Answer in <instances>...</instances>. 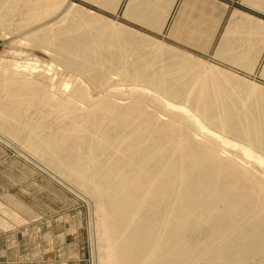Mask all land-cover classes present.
I'll list each match as a JSON object with an SVG mask.
<instances>
[{"label":"bare ground","instance_id":"1","mask_svg":"<svg viewBox=\"0 0 264 264\" xmlns=\"http://www.w3.org/2000/svg\"><path fill=\"white\" fill-rule=\"evenodd\" d=\"M174 1L128 0L123 16L162 24ZM63 4L0 0V29L50 55L0 56V133L92 200L96 263L264 264V170L196 125L264 154V86L76 2L41 24Z\"/></svg>","mask_w":264,"mask_h":264},{"label":"rangeland","instance_id":"2","mask_svg":"<svg viewBox=\"0 0 264 264\" xmlns=\"http://www.w3.org/2000/svg\"><path fill=\"white\" fill-rule=\"evenodd\" d=\"M70 2H76V5L79 4L87 10L96 11L116 23L129 26L138 33L157 38L163 44L174 47L179 52L180 50L184 53L187 51L169 40V36L165 33L162 35L149 34L146 28L124 20L121 12L116 15L109 14L94 6L91 1L65 0L63 7L61 6L51 17L43 19L41 24L46 22H48L46 26L54 23L65 24L61 19L66 13H70V10L63 12V9L68 7ZM15 22L17 25L21 23L19 20ZM37 25L30 28H36ZM27 29L14 31V34L11 30L9 33L8 29H0V32L5 31L7 35L5 38L0 35V56L7 60L18 59L19 61L37 58L44 63H50L48 53L39 48L27 46L26 43L24 45L23 40L19 41V38L22 39L24 35H27L23 34ZM187 53L208 61L199 54L190 51ZM57 70L60 73L57 75L58 79L68 78V74L60 67ZM238 76L264 86V83L254 75L238 74ZM122 92L125 93L126 90ZM91 93L94 97L97 96L96 91ZM196 125L201 132L210 135L234 154L241 155L246 160L252 161L260 170H264V154L257 149L211 129L203 121H197ZM1 134L0 264H97L92 224L94 220L92 200L76 185L61 179L55 171L53 172L57 175L51 172L40 159L24 146L21 147V143L15 140L14 142L7 141L5 139L7 135L2 134L5 136L3 137ZM25 208L27 211L23 210Z\"/></svg>","mask_w":264,"mask_h":264},{"label":"crops","instance_id":"3","mask_svg":"<svg viewBox=\"0 0 264 264\" xmlns=\"http://www.w3.org/2000/svg\"><path fill=\"white\" fill-rule=\"evenodd\" d=\"M83 1L90 2L89 0L88 1L83 0ZM127 1L128 0L126 1L121 0V2L119 3L115 11H111L110 9H107L105 7L104 8L99 7L95 3H93V5L112 15H116L117 13L121 12V17L124 20L146 28L149 34L162 35L163 33H165L168 36L170 35L168 39L172 40L175 44H178L179 46H181L184 50L199 54L200 56L205 57L208 61L214 63L215 65L220 66L225 69L232 70L233 72L237 74H241L245 76L254 75L256 78L260 79V82L264 83V78H262L264 77L263 75L264 74V71H263L264 69L263 67L264 66V0H175L173 2V6L171 5L169 9V13L167 17L164 15L166 17L165 18L162 15L160 17L161 19L159 18L158 22L161 21L160 23L162 24L153 23L148 26H145V24H140L132 20H129L127 18H124L123 13H124L125 4L127 3ZM183 16L184 17L187 16V18L188 17L189 18L185 19ZM162 17L164 21L162 20ZM182 22H183V25L181 24ZM185 22L186 24L188 23V25H186ZM173 23L176 24L177 26L180 25V28H178ZM154 24H157L159 26V28L161 29L160 32L154 30L156 26ZM171 24L173 25L171 26ZM151 26L152 27L154 26V27L151 29ZM181 27L183 28V31ZM177 28H178L179 33H181L182 35H180L178 31H176ZM188 33L190 34V36ZM178 34L182 36L181 37L182 39L181 38L179 39ZM183 35H185V38ZM174 36L175 37L177 36V38L175 39ZM191 37H193L192 41H191L192 39ZM185 39H189V40L186 41ZM184 40L188 44L183 42ZM221 42L222 43L227 42L228 45L226 43H224V45H221L222 44ZM192 44L197 45V46L194 47V45ZM219 44L220 46H218ZM219 47L220 48L222 47L224 49L222 48L220 49ZM241 47H244V48L241 49ZM215 51H217V53ZM218 51H220L222 54L219 53ZM228 51H230V53H227ZM232 51H233V54L235 53V51H237L240 54L236 52L235 55L233 56V54L231 55ZM225 53H227V55L229 54L230 56H233L235 59L237 58L238 61H236L235 63V59H234L233 60L234 62L232 61L233 62L232 63L231 62L232 57L227 56ZM220 54L223 55L224 58L226 57L229 60L228 59L224 60L223 57H222L223 60L222 58L219 59L221 57ZM243 59H245V61H248V62L243 61ZM241 60L243 62H241ZM249 61L251 62L253 61V62L251 63ZM237 62H240V64L242 63L241 64V67H243L242 69L241 67H239L240 64H238V66L236 65ZM244 63L245 64L249 63V67L248 66L245 67L246 65ZM242 65H245V66H242ZM250 65H252L253 69ZM246 68L248 69V71L246 70ZM249 69H250V72H249Z\"/></svg>","mask_w":264,"mask_h":264}]
</instances>
